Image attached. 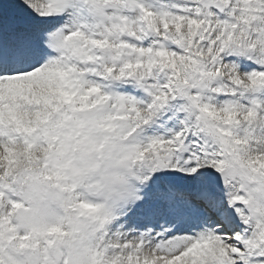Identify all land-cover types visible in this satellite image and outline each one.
Wrapping results in <instances>:
<instances>
[{"label": "snow or ice", "instance_id": "1", "mask_svg": "<svg viewBox=\"0 0 264 264\" xmlns=\"http://www.w3.org/2000/svg\"><path fill=\"white\" fill-rule=\"evenodd\" d=\"M0 264H264V0H0Z\"/></svg>", "mask_w": 264, "mask_h": 264}]
</instances>
